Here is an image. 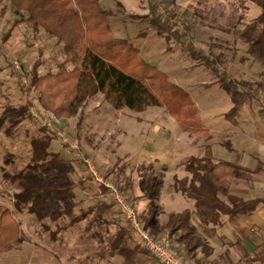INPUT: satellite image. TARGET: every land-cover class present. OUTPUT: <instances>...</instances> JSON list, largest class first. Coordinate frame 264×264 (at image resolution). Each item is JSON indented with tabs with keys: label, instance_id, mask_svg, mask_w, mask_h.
<instances>
[{
	"label": "rangeland",
	"instance_id": "1",
	"mask_svg": "<svg viewBox=\"0 0 264 264\" xmlns=\"http://www.w3.org/2000/svg\"><path fill=\"white\" fill-rule=\"evenodd\" d=\"M152 4L157 5L163 20L175 22V28L182 33L181 41L151 26ZM60 7L69 15L63 23L67 24L70 38L76 37L79 42L75 53L90 46L125 71L143 76L161 105L142 112L128 108L114 111L115 118L104 123L94 120L93 115L109 116V108L114 107L102 93L88 98L76 116L58 117L49 126L70 145L64 148L60 139L52 142V149L69 163L54 167L53 175L45 172V177L62 180L67 175L79 181L93 175L99 182L83 158L77 156L80 152L103 178L121 187L133 200L146 227L154 230L148 225L146 207L156 189L145 188L161 183L166 187L177 166L202 154V145L209 138L204 127L220 128L230 122L250 131L253 126L243 124V105H247L251 117L246 124H256L253 114L264 105V64L247 51L241 31L260 15L261 7L251 0H68ZM27 17L28 13L17 11L10 0H0V115L7 98L15 105L30 98L41 109L39 91L33 87L30 95L25 94L18 84L20 75L29 86L34 72L56 73L62 65L70 70L80 64V59L74 60L72 52L65 50L64 40L42 25L35 26ZM187 41H192L196 51L208 59L201 61L190 54L181 45ZM222 77L234 80L243 89L244 82L250 83L254 98L238 106L220 80ZM43 122L46 120L27 119L13 129L11 136L0 129V208L11 206L20 218L26 241L39 239L48 243L63 264H123V258L108 253L110 238L119 223L125 224L118 210L104 222L90 215L71 226L69 216L58 221H39L25 209L15 208L14 194L18 189L3 177L4 171L14 174L32 161L31 139ZM214 138L210 153L215 160L232 161L240 155L234 148V138L224 146ZM74 200L55 198L49 209H65L74 204L73 215H78L93 201L88 195L81 201ZM167 205L171 211L183 207L180 203ZM143 208L146 209L141 212ZM158 208L162 210L160 204ZM161 213L156 215L161 216L159 220L164 217ZM155 234L169 232L161 229ZM188 257L192 264L198 260ZM76 259L78 263L73 262ZM140 259V264H155L150 263L152 256Z\"/></svg>",
	"mask_w": 264,
	"mask_h": 264
},
{
	"label": "trees",
	"instance_id": "2",
	"mask_svg": "<svg viewBox=\"0 0 264 264\" xmlns=\"http://www.w3.org/2000/svg\"><path fill=\"white\" fill-rule=\"evenodd\" d=\"M10 1L17 11L27 12V19L33 21L35 26L42 25L49 33L56 34L64 40L66 42L65 50L72 52L74 60L80 59V64L70 70L62 65L56 73L49 72L38 75L34 72L31 75L29 86L24 84L23 76L20 75L22 78H18V84L25 94L30 95L33 87L40 93L41 109L39 107L36 109L41 113V118H37L31 111V106L34 105L32 99L28 98L25 102L15 105L7 98L0 115V129L4 128L8 136H11L13 129L27 119L37 118L43 121L45 110L54 112L59 118L74 117L78 114L83 103L98 93L104 94L106 100L119 110L128 108L135 112H142L150 106L161 105L159 98L143 80V76L140 78L125 71L116 65L110 57L98 53L90 46L85 47L80 53H75L79 42L76 37L70 38L67 24L63 23V20L67 21L69 15L64 14V9L60 7L65 5L68 0ZM251 1L261 7V13L252 22L246 24L241 31V36L247 43V51L264 64V0ZM152 5L151 26L155 27L159 33L163 35L170 33L178 42L181 41L182 33L175 28V22H170L168 18L163 20V14L159 12L157 5ZM56 16L58 20L55 19ZM181 45L197 59L201 61L208 59L201 54V51H196L192 41L182 42ZM207 66L214 70L209 62ZM220 80L223 81L224 87L229 91L233 101L238 103V106L255 96L250 83H242L244 85L242 87L245 88L243 89L240 84L229 78L222 77ZM262 111H264V105ZM55 139H60L64 148L70 146L57 131L50 129L49 125L43 122L39 133L31 139L32 161L14 174L4 171L3 177L18 189L14 194L15 208L20 211L25 209L39 221H44L47 218L58 221L63 216H69L71 226L82 222L90 215H94V219L99 221H105L107 219L105 214H113L117 210L121 215L111 199L98 197L100 193H107L108 189L97 182L93 175L79 181L64 174H62L64 175L62 180L46 179L45 172H52L51 175H53L54 167L69 163L60 152L52 149V142ZM183 165L191 176L187 175L182 178L176 176L173 187L194 201V211L202 223L204 231L210 235L216 233V227L222 224L223 216L234 217L239 214H250L263 201L260 198L244 199L232 194L230 192L232 180L234 178L251 179L256 170L233 162L217 161L211 155L209 147H206L203 154L191 156ZM119 188L121 189V187ZM81 190L86 191V195L93 199L89 207L84 209L81 214L73 215L74 204H68L65 209H49L55 198L75 199L74 201H76ZM153 210L154 208L151 207V211ZM192 213L188 208L180 212H172L161 226H156L154 230L150 231L157 235L155 233L166 229L171 241L183 242L186 254L195 258L197 250L202 244L200 238H191L194 232L188 228V225ZM140 216L143 219L141 213ZM122 218L125 220L123 216ZM62 230L64 231V229ZM52 234L55 237V231ZM25 240L21 225L15 218L12 209L8 206L0 208V250ZM108 244L109 255L123 258V264H140L142 256H152L157 259L148 250L133 241L126 220L125 224L119 223L116 233L110 238ZM102 256L104 257V255Z\"/></svg>",
	"mask_w": 264,
	"mask_h": 264
},
{
	"label": "crops",
	"instance_id": "3",
	"mask_svg": "<svg viewBox=\"0 0 264 264\" xmlns=\"http://www.w3.org/2000/svg\"><path fill=\"white\" fill-rule=\"evenodd\" d=\"M109 110V116L105 117L102 114H94L92 118L98 122H110L116 116L114 111L121 112L125 109L117 110L109 108ZM241 110L243 113V124L248 127L252 125L253 128L249 131L240 128L237 124L232 125L230 122L224 123L220 128L211 129L209 127H204V131L209 138L203 145L201 144L204 148L202 154L205 152L206 147L210 148V146L213 145L215 136L216 139L219 140L217 142L223 146L229 139H235L237 145L234 148L240 155L235 160L228 162L240 164L254 169L256 172L251 179L234 178L230 186V192L244 199H262L263 201L259 203L254 212L250 214H239L234 217L223 216L222 224L216 227V233L213 235L206 233L194 211V201L187 198L183 193L176 191L173 187L174 178L176 176L182 178L188 175L183 165L185 161L176 167L175 174L177 175L174 174L172 181L168 184L169 186L166 185L165 187V185L163 186L161 183L156 186H148L145 188V191L156 189V195L152 196L151 203H148L146 207L147 214L149 215L148 225L152 227V229L156 228V226H161L172 212H180L187 208L191 209L193 212L188 228L192 229L194 232L191 237L200 238L202 244L197 250L195 258L198 260L195 264H264V111H262L261 108L260 112L258 111L253 114L256 124L247 125L250 123L251 119L247 105H243ZM116 120H119V118ZM115 126L116 125H114V128ZM226 135L231 136L225 141H223V139L221 140V137H225ZM194 142L197 143L196 140ZM216 160L220 162L226 161L221 158ZM137 181L136 183H141V177H138ZM85 195L86 191L81 190L76 199L80 200L84 198ZM167 202L180 203L183 207L177 211H171L172 209L169 210L166 207L168 206ZM159 204L162 210L158 208ZM8 207H10L14 213V209L11 206ZM151 207L154 208L153 211H150ZM146 208H143L141 212ZM159 212H163L161 215L164 214L162 220L158 219V217L161 216H156ZM14 216L21 225L20 218L18 219L15 213ZM104 216L107 219L113 217L112 213L105 214ZM21 229L24 234L22 225ZM163 230L164 229H162V231ZM172 243L173 249L177 254L185 258L189 256L186 254L183 242L172 241ZM151 260L150 263L155 262V264H159L157 259L152 257ZM73 262L78 263L77 259L73 260ZM0 264L63 263L62 260L60 262L56 254L51 251V246L48 243L39 239H31L30 241L25 240L24 242L14 243L9 248L0 250Z\"/></svg>",
	"mask_w": 264,
	"mask_h": 264
},
{
	"label": "built area",
	"instance_id": "4",
	"mask_svg": "<svg viewBox=\"0 0 264 264\" xmlns=\"http://www.w3.org/2000/svg\"><path fill=\"white\" fill-rule=\"evenodd\" d=\"M16 67L20 69L19 64H17ZM31 111L37 118H41V113L37 111L36 106L33 105ZM44 114L45 123L49 126L58 119L54 112L44 111ZM77 156L83 158V161L91 169L92 173L96 175V179L108 189L107 193H100L98 197L101 199L109 198L116 204L121 215L127 221L133 241L136 244H140L155 256L159 264H192L189 260L175 252L169 235H154L150 229L146 227L133 200L128 195L124 194L112 181L103 178V176L96 171L89 158L81 156L80 152H77Z\"/></svg>",
	"mask_w": 264,
	"mask_h": 264
}]
</instances>
